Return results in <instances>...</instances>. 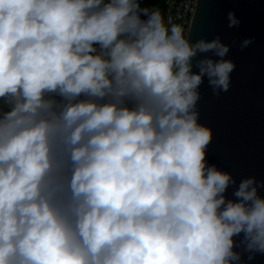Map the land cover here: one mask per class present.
Wrapping results in <instances>:
<instances>
[{"label": "clouds", "instance_id": "9594fccd", "mask_svg": "<svg viewBox=\"0 0 264 264\" xmlns=\"http://www.w3.org/2000/svg\"><path fill=\"white\" fill-rule=\"evenodd\" d=\"M141 3L0 0V264L264 255V182L228 198L236 180L208 164L198 123L204 78L230 88L229 46Z\"/></svg>", "mask_w": 264, "mask_h": 264}, {"label": "water", "instance_id": "95a60500", "mask_svg": "<svg viewBox=\"0 0 264 264\" xmlns=\"http://www.w3.org/2000/svg\"><path fill=\"white\" fill-rule=\"evenodd\" d=\"M230 11L240 21L231 28ZM186 36L193 43L218 36L229 46L225 59L235 64L229 90L214 94L205 77L196 105L198 123L212 131L206 160L236 180L226 193L234 199L232 194L243 179L255 177L257 183L264 182V0H196ZM249 38L252 43L242 49V42ZM259 194L264 196V187ZM241 238L234 237L236 241ZM248 255L243 252V264H264V255L256 254L250 261Z\"/></svg>", "mask_w": 264, "mask_h": 264}, {"label": "built area", "instance_id": "2783aa9c", "mask_svg": "<svg viewBox=\"0 0 264 264\" xmlns=\"http://www.w3.org/2000/svg\"><path fill=\"white\" fill-rule=\"evenodd\" d=\"M195 5L196 0H165V24L182 25L186 35Z\"/></svg>", "mask_w": 264, "mask_h": 264}, {"label": "trees", "instance_id": "16d2710c", "mask_svg": "<svg viewBox=\"0 0 264 264\" xmlns=\"http://www.w3.org/2000/svg\"><path fill=\"white\" fill-rule=\"evenodd\" d=\"M141 7L148 8L150 10L158 9L164 17L165 0H143V3H141Z\"/></svg>", "mask_w": 264, "mask_h": 264}]
</instances>
